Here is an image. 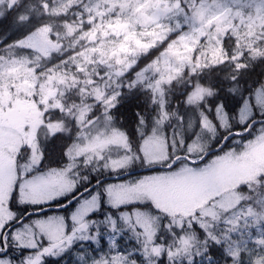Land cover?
Here are the masks:
<instances>
[{
  "label": "snow or ice",
  "instance_id": "snow-or-ice-1",
  "mask_svg": "<svg viewBox=\"0 0 264 264\" xmlns=\"http://www.w3.org/2000/svg\"><path fill=\"white\" fill-rule=\"evenodd\" d=\"M5 22L0 264H264V0H0Z\"/></svg>",
  "mask_w": 264,
  "mask_h": 264
},
{
  "label": "rangeland",
  "instance_id": "rangeland-1",
  "mask_svg": "<svg viewBox=\"0 0 264 264\" xmlns=\"http://www.w3.org/2000/svg\"><path fill=\"white\" fill-rule=\"evenodd\" d=\"M237 139H239V137H237ZM152 174H155V173L147 171V172H143V173H139V174L130 176L129 178L126 177L124 179L110 180L108 182L109 183H122V182H125L126 180H131V179L142 177L144 175H152ZM49 214L50 215L54 214V212L50 211ZM106 243H107V241L105 240V244ZM132 243H134V241H126V243L124 244V247H129ZM49 259L53 260V261L50 262V264H74L75 253H73L72 256L65 255L64 258L62 260L58 261V262L54 261L56 258H49Z\"/></svg>",
  "mask_w": 264,
  "mask_h": 264
},
{
  "label": "trees",
  "instance_id": "trees-1",
  "mask_svg": "<svg viewBox=\"0 0 264 264\" xmlns=\"http://www.w3.org/2000/svg\"><path fill=\"white\" fill-rule=\"evenodd\" d=\"M7 27V23L5 22L4 24H0V32L5 31ZM260 69L257 68L256 72L259 73ZM256 77L254 76L253 79H255ZM249 83H251V81H249ZM136 111H139V109L137 108ZM121 122L125 123V125L127 127H129L130 129L134 126V117L132 115V105H129L127 107H125L124 109H121ZM143 172H147V170H144ZM141 171H139V173H143ZM132 174H137V172H133ZM126 176H128V174H126ZM114 177H111L109 180L113 179Z\"/></svg>",
  "mask_w": 264,
  "mask_h": 264
}]
</instances>
